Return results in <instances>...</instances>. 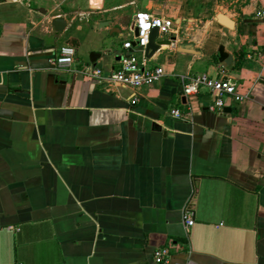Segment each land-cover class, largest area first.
I'll return each mask as SVG.
<instances>
[{"label": "crops", "instance_id": "1", "mask_svg": "<svg viewBox=\"0 0 264 264\" xmlns=\"http://www.w3.org/2000/svg\"><path fill=\"white\" fill-rule=\"evenodd\" d=\"M260 8L264 0L237 11L216 0H0V264H158V247L167 264H264ZM139 10L179 21L150 57L132 49L165 74L139 89L108 86L91 70L119 67ZM65 45L72 64H48ZM197 73L230 78L249 98L210 111L209 92H182L179 75Z\"/></svg>", "mask_w": 264, "mask_h": 264}, {"label": "built area", "instance_id": "2", "mask_svg": "<svg viewBox=\"0 0 264 264\" xmlns=\"http://www.w3.org/2000/svg\"><path fill=\"white\" fill-rule=\"evenodd\" d=\"M255 16L264 19V9L256 10ZM179 21L173 18L155 15L151 12L139 10L134 14L131 35L123 43L124 54L119 61V67L109 73L104 74L101 68H93L91 76L102 80L108 86H121L139 89L160 81L165 72L162 66H148L145 63L144 56L142 60L133 53L132 49L137 48L144 53L148 43V37L153 28H157L158 36L170 35L176 32ZM137 29V33H135ZM75 56V48L69 45L61 46L55 56L47 58L48 64L53 67H67L72 64ZM224 72V69L222 70ZM179 79L182 84L184 95L197 94L200 91H207L212 96V101L208 109L213 112L223 113L227 106V101L242 102L249 98V92L238 91L236 83L226 77H212L206 73H197L195 75L181 74ZM134 97L131 102L135 103ZM170 113L173 117L181 119L183 117L179 108H171ZM187 226L194 222V212L187 205L182 215ZM153 259L158 264H167L170 261V252L167 247H158L153 251Z\"/></svg>", "mask_w": 264, "mask_h": 264}, {"label": "water", "instance_id": "3", "mask_svg": "<svg viewBox=\"0 0 264 264\" xmlns=\"http://www.w3.org/2000/svg\"><path fill=\"white\" fill-rule=\"evenodd\" d=\"M216 18L220 22H223L228 26H231L232 24V21L222 13H218L216 15ZM51 24L56 31H61L65 27V20L63 17H56L52 20ZM135 33H137V29H135ZM157 37H158L157 28H153L149 34L148 43L144 50L146 57H150L156 50L159 49L161 44L169 43V41L166 40H158ZM218 54H219V61L223 64V66L230 67L233 65V57L231 54H229L224 50L223 45L219 46ZM225 110L229 111V108H225Z\"/></svg>", "mask_w": 264, "mask_h": 264}, {"label": "rangeland", "instance_id": "4", "mask_svg": "<svg viewBox=\"0 0 264 264\" xmlns=\"http://www.w3.org/2000/svg\"><path fill=\"white\" fill-rule=\"evenodd\" d=\"M216 3L218 5H223V9L227 8V11H228V9H233V10L237 11L242 7V4H245V0H216ZM219 11H220L219 13H221V10H219Z\"/></svg>", "mask_w": 264, "mask_h": 264}, {"label": "trees", "instance_id": "5", "mask_svg": "<svg viewBox=\"0 0 264 264\" xmlns=\"http://www.w3.org/2000/svg\"><path fill=\"white\" fill-rule=\"evenodd\" d=\"M245 56V52L243 51L242 48L236 50L235 52V69H239L242 65V61L244 59Z\"/></svg>", "mask_w": 264, "mask_h": 264}]
</instances>
